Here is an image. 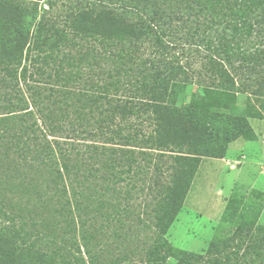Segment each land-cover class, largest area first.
<instances>
[{"label": "trees", "instance_id": "trees-1", "mask_svg": "<svg viewBox=\"0 0 264 264\" xmlns=\"http://www.w3.org/2000/svg\"><path fill=\"white\" fill-rule=\"evenodd\" d=\"M34 4L0 0V264H47L46 254L31 250L27 219L36 225L37 218L46 219L42 209L57 208L50 204L64 208L53 191L72 179L74 169L98 158L96 145L63 147L78 127L115 146L108 157L114 173L109 189L135 187L128 181L145 167L133 148L160 157L168 153L177 162L170 184L159 192L157 230L140 264H264V239L246 253L239 243L231 251V244L215 242L199 255L174 248L166 237L208 156L181 118L182 112L194 116L191 104L178 103L193 77L188 66L168 59L182 47L172 40L208 52L197 92L202 104L217 91L231 94L242 74L264 76V0H80L65 21L46 18ZM71 33L96 46L74 55L71 43L65 53ZM148 46L150 56L144 57ZM34 55H43L42 62ZM31 56L51 68L48 76L25 64ZM258 80H250L251 88L264 97V82ZM242 85L247 93L250 88ZM147 122L148 134L136 129ZM246 131L228 144L256 138ZM25 203L31 206L24 208ZM36 240L50 241L43 235Z\"/></svg>", "mask_w": 264, "mask_h": 264}, {"label": "rangeland", "instance_id": "rangeland-1", "mask_svg": "<svg viewBox=\"0 0 264 264\" xmlns=\"http://www.w3.org/2000/svg\"><path fill=\"white\" fill-rule=\"evenodd\" d=\"M16 2L24 6L35 3L32 6L37 5L43 15L47 14L46 18L62 21L68 20L80 6V0ZM55 3V7L50 9ZM69 42L65 53L71 50L72 43L75 48L74 55L96 46L94 40L72 33L69 34ZM172 42L182 47L170 52L168 59L173 63L180 62L184 67L188 66V73L193 77V82L186 92L178 94V103L185 106L191 104L194 116L182 112L181 118L185 121L187 129L193 132V136L199 137L198 146L208 156L202 158L184 206L166 237L174 248L199 255L206 254L215 242L231 244V251L237 250L239 243L243 248L241 252L246 253L249 246L264 239V194L251 193L245 201L233 203V200H236L235 194L241 198L244 192L235 189L239 178L238 172L234 171L232 166L233 162L223 159L229 149L228 142L240 133L246 134V130L251 129L256 137L254 140L258 139L264 144V135L260 131L264 129L263 92L253 93L251 86L254 83L250 81L259 79L264 82V76L252 75L253 77L248 79L242 74L235 78V89L230 91L231 94L217 91L214 96L206 95L204 105L200 102L201 96L198 97L197 92L198 84L202 81L199 75L205 74L203 59L208 52L203 48L198 49L196 45L191 47L178 38ZM147 44L151 45L150 42ZM152 47H146L144 57L150 56ZM188 52L193 54L187 55ZM34 57L40 60L43 55ZM35 59L31 56V61L25 64H28L34 73L37 71L45 78L51 68L38 65L37 63L42 61L37 62ZM242 84L250 88L247 93L241 92ZM72 107H76L75 100ZM73 116H77V113ZM40 123L43 126V121ZM136 129L146 134L152 130L149 122L138 124ZM77 130V133L71 132L69 139L66 138L67 145L64 144L63 147L72 144L96 145L100 148L98 158L89 160L91 166L74 169L72 179H66L65 184H60L58 192L54 190L52 193L51 190L46 196L50 197L51 193V196L57 195L58 199L65 202L64 208L60 204H50L51 207H57V210H48V207L41 210L39 207L46 219L37 218L36 225L27 219L31 235L28 243L31 250L46 254L47 264H140L148 241L157 230L154 227V216L162 195L159 192L164 191L170 184L174 167H178L177 162L173 159L174 156L168 153L160 157L159 152L133 148L132 155L143 161L144 171L128 181L135 187L126 188V185H122L115 191L108 187L112 182L109 180L114 179L108 157L111 148L115 146L96 136H89L84 128L78 127ZM50 140L60 144L54 145L62 146V140H56L54 137ZM102 148L108 149L109 152H103ZM81 178H86L85 185L80 184ZM129 188L131 190L127 192ZM19 204L21 206L23 203ZM25 204L24 208L31 206ZM39 235L50 241L36 240Z\"/></svg>", "mask_w": 264, "mask_h": 264}, {"label": "crops", "instance_id": "crops-1", "mask_svg": "<svg viewBox=\"0 0 264 264\" xmlns=\"http://www.w3.org/2000/svg\"><path fill=\"white\" fill-rule=\"evenodd\" d=\"M260 131L264 135V129ZM223 161L233 162L234 171L238 172L239 181L235 183V189L244 192V195L241 199L235 194L237 200H246L251 193L264 194V144L261 141L244 138L233 141Z\"/></svg>", "mask_w": 264, "mask_h": 264}]
</instances>
